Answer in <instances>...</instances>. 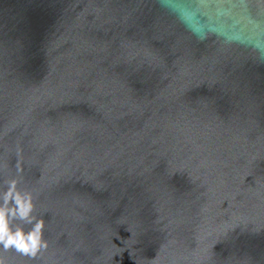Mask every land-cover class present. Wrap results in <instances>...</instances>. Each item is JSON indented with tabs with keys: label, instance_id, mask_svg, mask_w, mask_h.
<instances>
[{
	"label": "water",
	"instance_id": "water-1",
	"mask_svg": "<svg viewBox=\"0 0 264 264\" xmlns=\"http://www.w3.org/2000/svg\"><path fill=\"white\" fill-rule=\"evenodd\" d=\"M0 211V264H264V0H0Z\"/></svg>",
	"mask_w": 264,
	"mask_h": 264
},
{
	"label": "clouds",
	"instance_id": "clouds-1",
	"mask_svg": "<svg viewBox=\"0 0 264 264\" xmlns=\"http://www.w3.org/2000/svg\"><path fill=\"white\" fill-rule=\"evenodd\" d=\"M17 203L21 205V209L25 208V205L21 203L20 198L17 197ZM3 216L4 213L0 211V240H3L5 246L16 245L20 249L28 250L29 248L35 249L39 243L38 231L39 226L37 227V232L29 234L27 237L17 232L15 235H11L7 232L6 228L3 225Z\"/></svg>",
	"mask_w": 264,
	"mask_h": 264
}]
</instances>
